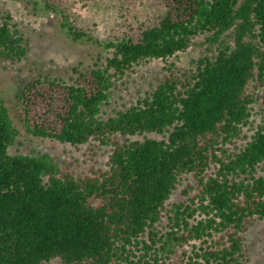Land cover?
<instances>
[{"label": "trees", "instance_id": "trees-1", "mask_svg": "<svg viewBox=\"0 0 264 264\" xmlns=\"http://www.w3.org/2000/svg\"><path fill=\"white\" fill-rule=\"evenodd\" d=\"M162 1L138 40L105 45L104 66L20 92L28 135L111 147L107 170L79 175L48 154L10 155L18 131L0 100V264H165L193 241L202 246L183 264L245 257L242 235L264 220V113L236 143L264 89V0ZM11 21L0 15V58L20 61L28 43ZM194 47L192 68H167L144 98L105 118L124 75ZM149 134L162 139L118 141ZM187 177L196 200L168 210Z\"/></svg>", "mask_w": 264, "mask_h": 264}, {"label": "rangeland", "instance_id": "rangeland-1", "mask_svg": "<svg viewBox=\"0 0 264 264\" xmlns=\"http://www.w3.org/2000/svg\"><path fill=\"white\" fill-rule=\"evenodd\" d=\"M164 10L162 0H0V15H10L11 23L28 43L24 59L9 61L0 58V100L18 131L9 154H48L61 165H70V170L79 175L107 170L111 147H97L95 144L73 147L28 135L23 125L20 92L37 79L72 84L79 73L104 66L111 56L106 44L138 40L142 31L157 23ZM201 51L199 47L190 48L166 61L153 60L134 68L132 73L116 82L108 105L103 108L105 118L144 98L156 86L157 80L167 74V68H192V62L200 57ZM256 98L252 124L243 130L245 139L238 141L236 146L249 140L263 118V88L257 89ZM144 139L160 140L162 137L154 134L118 137L120 143ZM260 175L264 176V167ZM196 194L193 178L187 177L171 196L168 210L177 205H190V200H196ZM198 219L196 216L195 220ZM170 226L164 218L158 230L165 233ZM242 237L245 257L240 264H264V220H255ZM192 246L199 249L202 243L193 241L191 246L176 249L165 264H183L194 253ZM139 254L137 257L141 256Z\"/></svg>", "mask_w": 264, "mask_h": 264}]
</instances>
